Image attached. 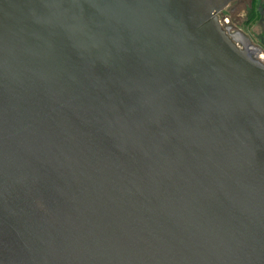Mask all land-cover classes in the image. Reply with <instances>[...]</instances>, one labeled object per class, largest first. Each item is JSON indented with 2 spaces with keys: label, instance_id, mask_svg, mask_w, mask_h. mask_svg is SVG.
<instances>
[{
  "label": "water",
  "instance_id": "obj_1",
  "mask_svg": "<svg viewBox=\"0 0 264 264\" xmlns=\"http://www.w3.org/2000/svg\"><path fill=\"white\" fill-rule=\"evenodd\" d=\"M240 1L0 0V264H264Z\"/></svg>",
  "mask_w": 264,
  "mask_h": 264
},
{
  "label": "rangeland",
  "instance_id": "obj_2",
  "mask_svg": "<svg viewBox=\"0 0 264 264\" xmlns=\"http://www.w3.org/2000/svg\"><path fill=\"white\" fill-rule=\"evenodd\" d=\"M251 0H241L238 3H234L227 10L222 13V17H227L230 22H233V26L245 34L249 40L264 50L262 41L264 40V17L259 21L253 23L248 28L245 26V22L249 17L248 5Z\"/></svg>",
  "mask_w": 264,
  "mask_h": 264
},
{
  "label": "trees",
  "instance_id": "obj_3",
  "mask_svg": "<svg viewBox=\"0 0 264 264\" xmlns=\"http://www.w3.org/2000/svg\"><path fill=\"white\" fill-rule=\"evenodd\" d=\"M248 13H249V17L247 21L244 23L247 28L251 26L253 23L262 19V17H264V0H253L252 5L248 10ZM229 25L234 28L233 22H230ZM260 40L262 41V44L264 46L263 38H261Z\"/></svg>",
  "mask_w": 264,
  "mask_h": 264
},
{
  "label": "flooded vegetation",
  "instance_id": "obj_4",
  "mask_svg": "<svg viewBox=\"0 0 264 264\" xmlns=\"http://www.w3.org/2000/svg\"><path fill=\"white\" fill-rule=\"evenodd\" d=\"M252 1H253V0H251L250 3H249V5H248V10H249V8H250L251 5H252ZM232 32L236 33V32H239V30L233 28Z\"/></svg>",
  "mask_w": 264,
  "mask_h": 264
},
{
  "label": "built area",
  "instance_id": "obj_5",
  "mask_svg": "<svg viewBox=\"0 0 264 264\" xmlns=\"http://www.w3.org/2000/svg\"><path fill=\"white\" fill-rule=\"evenodd\" d=\"M224 17H222V19H223ZM230 21V20H229Z\"/></svg>",
  "mask_w": 264,
  "mask_h": 264
}]
</instances>
